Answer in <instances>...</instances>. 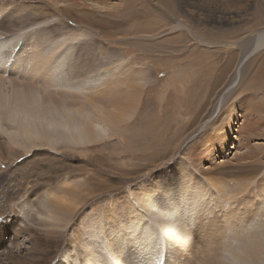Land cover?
<instances>
[{
  "label": "rangeland",
  "instance_id": "rangeland-1",
  "mask_svg": "<svg viewBox=\"0 0 264 264\" xmlns=\"http://www.w3.org/2000/svg\"><path fill=\"white\" fill-rule=\"evenodd\" d=\"M194 1L182 10L175 0H143L139 5L131 0H111L98 2L97 8L76 0L79 6L72 12L57 14L36 0H0V21L23 37L19 49H24L15 50L19 52L13 59L22 62L26 73L23 76L21 69L10 73L8 67L9 72L2 73L4 78L33 89L46 87L42 66L66 46L71 50L66 51L64 62L74 69L75 79L108 75L92 100L126 115L109 124L113 136L92 147H39L31 153L21 147L13 124L0 116V230L10 224L9 216L17 228L37 227V221H32L37 211L60 207L67 212L65 226L60 229L63 234L56 238L58 245L45 244V254L29 264H50L69 252L68 256L77 257L74 264L81 263L87 223L98 220L104 225L103 233L108 234L109 228L120 222L118 211L130 206L140 212L133 198H140L141 183L162 168H171L176 175L180 165L182 169L188 166L193 182L216 170L213 175L225 184L235 183L240 195L237 193L226 208L234 206L238 213L237 239L243 238L242 227L250 229L261 222L264 78L258 73L264 67V46L241 61L257 43L264 45V7L258 0H246L243 15L224 26L223 19L215 18L211 11L207 15L211 18L201 21L183 12L195 10L193 4L222 12L226 8L222 0ZM87 12L91 15L85 16ZM221 68L226 71L217 82ZM234 80L235 86L226 91ZM104 87L108 92L102 91ZM47 93L52 102L60 104V91L52 88ZM79 96V106L89 108L85 97ZM85 96L91 98L90 92ZM75 98L67 94L66 104ZM9 147L23 155L9 153ZM56 198L64 201L58 203ZM215 210L199 218L191 229L190 242L183 244L188 246L173 251L171 264H203V254L206 260L218 255L221 240L217 235L225 234L226 225ZM228 236L226 233V239ZM20 241L28 249L27 235Z\"/></svg>",
  "mask_w": 264,
  "mask_h": 264
},
{
  "label": "bare ground",
  "instance_id": "bare-ground-1",
  "mask_svg": "<svg viewBox=\"0 0 264 264\" xmlns=\"http://www.w3.org/2000/svg\"><path fill=\"white\" fill-rule=\"evenodd\" d=\"M36 1L39 4L46 3L44 6L48 5L54 8L57 14L72 12L73 8L79 6L76 0ZM104 1L78 0V2L86 3L89 7L95 6V8L98 7V2ZM131 1L136 5L143 4V0ZM175 1L181 6L182 10L183 6L190 2V0ZM201 1L207 4L211 0ZM244 1L246 0H222L221 4L228 8H224L226 10L221 9L222 12L218 13L215 9L204 10V7L198 4L192 5L195 10L191 11L185 8L186 11L183 12L192 16L193 20L201 21L205 17L211 18L207 16L211 11L215 18H219L220 16L219 19H223L225 22L224 26H226L235 20V18L238 19L243 15L242 7L247 6L243 3ZM252 1L256 2L255 0ZM258 3L264 7V0H258ZM131 9H133V4L130 7ZM33 15L34 17L36 16V14ZM87 15H91V12H87L85 16ZM75 18L78 19V22H75L77 26L79 25V14ZM8 21L13 24L14 20L8 18ZM5 23L0 21V116L7 117L13 124V128L20 135L21 147L25 153H31L39 147L51 150L65 146L85 149L94 146L96 142L99 144V142L109 139L111 135L113 136L114 134L109 133V129L112 127L110 125L122 121L126 118V115L117 108L114 109L111 106V109L108 110V107L98 105V103L92 100L98 93L97 88L104 80L103 78L108 77L107 73H99L96 76L93 75L80 81L79 79H75L73 76L74 69L64 62L66 51L71 50V48L65 46L63 51H58L62 47L55 50L58 51L56 55L54 54L55 59L53 58V60L42 66L45 73L43 83L46 87L33 89L21 82L18 84L14 82V84L10 80V77L9 79L4 78L2 73L9 72L8 67H10V73L21 69L23 76L26 74L22 70V62L19 60L20 63L17 64L16 59H13V57H17L18 55L19 51L16 54L15 50L19 49V43L23 37L19 33H16L15 30H8L9 28L6 27L7 23ZM220 26H223V24ZM27 27L25 28L27 29ZM188 31L191 33L190 29ZM44 34L41 33V36ZM59 39L61 38L59 37ZM263 46V44L257 43L245 55L241 64L245 59L261 50ZM22 48L20 47V49ZM219 71L220 74L215 78L217 82L226 70L221 68ZM258 77L264 78V67L260 69ZM233 85L235 86V80L227 87L226 91L229 88L231 89ZM52 88L55 91L61 92L59 105L52 102L53 100L49 96L50 93L44 94V92L46 93ZM105 88L107 89V87H104L102 91H106ZM89 92L91 98L87 97V99L85 95ZM67 94H73L76 97L72 99L70 105H67L65 102ZM79 95L86 98L83 100L87 101L89 108L79 106ZM105 95L107 96V94ZM45 96L48 97H46L48 100L45 99ZM233 122L235 124V119ZM8 152L14 154L21 153L19 156L23 155L22 152L15 151L12 147L8 148ZM188 168V166H185L182 169V165H180L178 167L179 173L176 175L172 173L171 168L158 169L149 179L143 181L140 185L141 191H139L140 195L138 196L140 198L137 200L133 198L134 204L140 208L141 213L138 209L133 210L134 207L131 208L130 206L127 210L118 211L120 222L113 224V227L109 228L108 234L106 232L103 233L104 225L101 222H97L98 220L88 222L86 226L87 241L82 243L84 251L80 254L83 257L81 263L171 264L173 251L176 250L177 252V250L182 248L181 246H188L183 244L190 242V237L192 236L191 229L195 227V223L199 221V218H203L216 209L215 211L223 217L221 223L223 226L226 225L224 228L225 234L221 231L217 235V231H214V235H217L221 240L218 248L220 252L217 250L219 252L218 255H214L208 260L205 259L206 256L204 257L203 254L202 258L205 260H203V264H264V217L254 227L249 226L250 229L242 227L243 238L237 239L235 216L238 213L235 211L236 208H233L234 206L230 205V209L226 208L228 202L234 201L237 196L238 192L235 191V183H231L229 186L225 184L218 175H213L216 173V170L207 172L202 177L204 178L203 182L200 180L202 178H197V182H193L192 170L189 171ZM182 173H184L182 175L183 178L178 176ZM238 194L240 195V193ZM55 200L58 203L64 201L63 198H56ZM261 204L264 206V200ZM224 209L226 212H224ZM65 213L67 212L60 207H48L45 213L37 211L36 215L32 217V221H37L35 225L38 228L31 226L17 228L12 222L11 216H9L7 222L10 221V224H8L9 222L5 223L7 226L3 230H0V264H29L32 260L36 261L45 254L43 247L45 244L53 242L55 243L54 245H58L56 244V238L63 234L60 229L65 226V216H67ZM0 216H2L1 212ZM16 217H18L17 213ZM40 218H43V220ZM62 220L63 223L59 225ZM122 228L124 233L122 232ZM245 229L248 230L245 231ZM226 233L230 235L227 239L225 237ZM22 235H27L28 249L20 245V237ZM223 238L227 241H223ZM19 245L21 248H19ZM24 250L26 251L23 255ZM68 255L62 260L58 261L56 259V261L50 264H54L55 262L56 264H74L77 257ZM81 263L79 262V264Z\"/></svg>",
  "mask_w": 264,
  "mask_h": 264
}]
</instances>
